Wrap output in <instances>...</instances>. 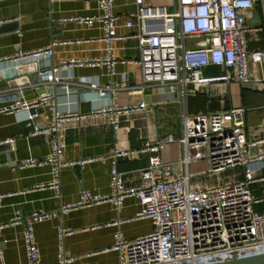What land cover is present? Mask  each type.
<instances>
[{
    "label": "built area",
    "instance_id": "1",
    "mask_svg": "<svg viewBox=\"0 0 264 264\" xmlns=\"http://www.w3.org/2000/svg\"><path fill=\"white\" fill-rule=\"evenodd\" d=\"M97 1L100 14L66 17L63 21L80 24L100 22L105 52L102 58L69 59L53 64L50 57L55 42L31 52L15 53L13 61H46L36 69L35 83L51 84L50 90L33 99H25L19 88L8 95H0V102H6L0 105V113L24 112L25 124L32 128L33 134L43 133L50 137V154L45 159H29L27 164H51L52 178L40 187L54 189L57 193L60 167H83L94 159L82 158L70 162L63 159L64 136L69 121L102 116L116 137L121 117L146 107L143 102L117 103L109 85L99 87L96 82H84L83 79L77 83L70 81L69 69L77 66L103 63L112 75L117 61L113 44L120 38L129 37L116 32L114 0ZM134 2L136 9L126 14L125 26L136 27L133 36L137 38L139 57L135 63L139 65L143 86H164L171 94L178 91L184 101L190 84L199 86L206 81H217L226 86L247 84L250 80L248 61L264 62V49L248 53L245 48L244 12L253 7V0H173L174 8L170 12L165 6L146 5L145 0ZM5 22L0 20V25ZM262 27L264 29V25ZM205 37L210 39L208 45L186 48L188 38ZM209 66L219 67L222 74L205 78L204 72ZM16 79L15 76L11 81ZM73 84L94 89L99 97L107 96L109 102L85 113L71 108L60 109L56 102L58 89L68 95L75 90ZM44 112L49 114L48 124L36 122ZM179 117L181 129L178 137L167 135L143 142L140 149L147 151L149 158L139 170L138 184H126L124 174L117 169V161L128 157L132 151L115 147L109 155V192L101 194L81 190L76 201L64 204L54 212L39 210L27 217L20 212L14 215L10 223L23 225L28 264H40L32 227L34 223L67 213L78 206L106 201L119 210L128 196L135 197L141 207L134 218H148L154 229L133 240L126 239L117 230L114 244L104 250L117 252V264H210L264 253V121L258 127L259 136L250 138L243 106L189 115L184 105ZM2 142L8 143L9 139ZM174 142L181 146L183 170L173 174L164 168L160 150L165 144ZM197 161L206 162L207 171L203 173L209 175L237 168L240 170L239 178L191 188L194 174L189 167ZM255 206H260L261 210L258 211ZM111 223L118 225L120 220ZM71 233L70 229L59 230V264H69L73 260L65 255L62 244L63 236ZM0 263L4 264L2 260Z\"/></svg>",
    "mask_w": 264,
    "mask_h": 264
},
{
    "label": "crops",
    "instance_id": "2",
    "mask_svg": "<svg viewBox=\"0 0 264 264\" xmlns=\"http://www.w3.org/2000/svg\"><path fill=\"white\" fill-rule=\"evenodd\" d=\"M146 5L174 8L173 0H145ZM136 9L134 0H114L113 13L117 17L116 32L123 37L113 44L116 63L109 75L105 64L70 68V81L96 82L99 87H112L117 103L138 104L146 107L121 117L115 137L112 128L102 116L88 117L84 121H69L65 130V146L62 157L66 162L82 158H94L83 167L62 166L59 169V193L41 184L51 180V164H27L29 159H45L51 152L50 137L32 133L25 124V113H0V261L4 264H28L23 242V225L10 220L20 212L23 217L39 210L54 212L64 204L79 198L81 190L106 194L109 192L110 152L115 147L127 148L132 153L117 161V169L124 174L126 184L140 182L139 170L149 158L140 148L147 139L178 137L181 129L179 117L182 106L187 114L224 111L230 107L245 108L246 131L250 138L259 136L258 127L264 121V62L248 61L249 83H232L229 86L217 81H206L196 86L190 84L186 97L180 99L178 91L168 92L164 86H143L136 59V27H126V14ZM245 13L244 39L248 53L264 49V0H253V7ZM100 14L97 0H0V95L21 89L25 99L50 90L51 84L35 83L36 69L46 61L26 59L13 61L18 52H31L48 47L52 42L53 64L69 59L102 58L105 55L101 40V23L92 21L80 24L63 21L66 17L96 16ZM188 47H204L210 39L191 38ZM17 65V66H16ZM222 70L209 66L205 78L218 77ZM15 81H11L13 77ZM75 90L68 95L59 92L56 102L60 109H77L85 113L93 107L109 102L107 96L99 97L96 90L73 84ZM6 102H0L4 105ZM36 122H49V114L42 113ZM9 139L8 143L2 142ZM164 168L171 173L183 170L179 143L165 144L160 150ZM197 162L190 165L189 170ZM204 171V170H203ZM202 171V172H203ZM191 188L208 186L204 175L192 171ZM212 181V182H211ZM116 209L106 201L89 206H78L71 211L37 221L33 224L35 245L39 249L40 264H59L58 233L61 228L70 229L62 244L66 256L73 258L69 264H117V252L107 250L114 244V233L120 230L128 240L153 231L148 218H134L141 209L137 199L128 196ZM120 220L118 225L111 222ZM1 264V263H0Z\"/></svg>",
    "mask_w": 264,
    "mask_h": 264
},
{
    "label": "rangeland",
    "instance_id": "3",
    "mask_svg": "<svg viewBox=\"0 0 264 264\" xmlns=\"http://www.w3.org/2000/svg\"><path fill=\"white\" fill-rule=\"evenodd\" d=\"M191 38H188L187 41L185 42L186 48H188L191 45ZM207 165L205 161H199L195 167H192V171H198L197 175H201L203 172H206L207 170ZM204 170V171H203ZM203 171V172H202ZM239 172L240 170L237 168H230L226 169V171L223 172H218V173H203L205 177H207V181L209 182L210 180L212 181H227L231 179H237L239 178ZM211 181V182H212ZM255 208L260 211L261 207L260 206H255Z\"/></svg>",
    "mask_w": 264,
    "mask_h": 264
},
{
    "label": "water",
    "instance_id": "4",
    "mask_svg": "<svg viewBox=\"0 0 264 264\" xmlns=\"http://www.w3.org/2000/svg\"><path fill=\"white\" fill-rule=\"evenodd\" d=\"M210 264H264V253H257L230 259L229 261L212 262Z\"/></svg>",
    "mask_w": 264,
    "mask_h": 264
}]
</instances>
